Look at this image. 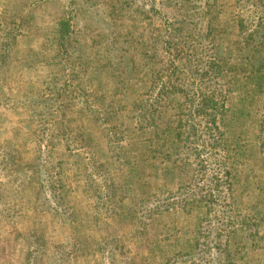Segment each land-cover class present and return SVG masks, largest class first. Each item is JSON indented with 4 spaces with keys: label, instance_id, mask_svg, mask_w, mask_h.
Wrapping results in <instances>:
<instances>
[{
    "label": "rangeland",
    "instance_id": "374dc122",
    "mask_svg": "<svg viewBox=\"0 0 264 264\" xmlns=\"http://www.w3.org/2000/svg\"><path fill=\"white\" fill-rule=\"evenodd\" d=\"M181 1L0 0V264H264V0Z\"/></svg>",
    "mask_w": 264,
    "mask_h": 264
},
{
    "label": "trees",
    "instance_id": "16d2710c",
    "mask_svg": "<svg viewBox=\"0 0 264 264\" xmlns=\"http://www.w3.org/2000/svg\"><path fill=\"white\" fill-rule=\"evenodd\" d=\"M155 1L156 0H153L154 3H155ZM188 2L190 3V0H182L179 3H181V5L184 4V6H187L188 7V5H190V4H188ZM68 4L71 5L73 3L69 1ZM181 17H183V16H181ZM181 23H183V21H181ZM189 24L191 25L192 23L190 22ZM63 25H64L63 22L60 23L61 33L63 31L62 30V26ZM169 25H170V23L167 22V27ZM258 26H261L264 29V20H260L258 22ZM63 35H64V33H62V37H63ZM200 43H201V41H200ZM205 47L206 46H203L202 45V48L206 49V51H207L205 53V56L208 57V60L204 61V64L207 65V72L211 73V75H212V81L209 79L208 87H209L210 91H209V93L205 97L203 96V98H202V100H203L202 110H199L198 109V107L201 105L199 103L200 101L197 102L196 108H195V112L197 114H199V115L201 114V118H203V120H205V123H204V125H199L198 128H196V126L195 127L194 126L188 127L187 133L189 134L190 137L192 136V133H194V135H195V137L197 139H199L202 136L205 137V140L207 139L208 145H210L211 144L209 142L210 141V138H213L214 137L213 134L211 133V131H216V129L218 128V124H217L218 123L217 122V114H216L217 113V109L220 108V107H223V102L217 100V95L215 93L216 90L213 89V88H211V85L214 88H216V89H217V87L218 88H221L222 87V84L220 83V81L224 77V74H223V70L220 68V66H217L216 60L215 59H212L214 54L211 53ZM203 75H200V76H203ZM205 75H208V73L205 74ZM165 85L168 86V84H165ZM165 85H164V87H165ZM171 86L173 87V84H171ZM162 93H163V90L157 94L156 101L161 100ZM200 126L203 129L201 131H199ZM116 140L119 141L118 139H116ZM201 165H202V163H201ZM168 207L169 206H166L165 209H168ZM219 237H216V239L219 240ZM217 251H219V252L221 251V245H218L217 244Z\"/></svg>",
    "mask_w": 264,
    "mask_h": 264
}]
</instances>
